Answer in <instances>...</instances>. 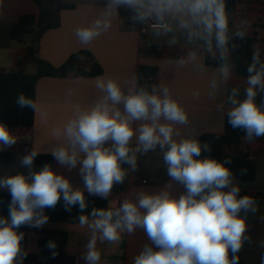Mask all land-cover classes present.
<instances>
[{
    "label": "crops",
    "instance_id": "crops-1",
    "mask_svg": "<svg viewBox=\"0 0 264 264\" xmlns=\"http://www.w3.org/2000/svg\"><path fill=\"white\" fill-rule=\"evenodd\" d=\"M77 4L76 8L63 10L60 13V26L48 30L38 44V56L55 68L66 65L70 57L79 52L87 54L79 57L75 68L90 71L94 65L101 69L96 76H84L73 70L64 76H44L36 85V108L34 122L29 127L9 132L15 140L12 145H0V151L10 152L13 160L10 163L0 162V179L23 174L31 183L30 172H39L45 165L58 175L68 179L72 189L87 192L83 175L80 172L85 154L79 146L71 143L65 134L69 121L75 120L84 112L101 103L107 93L97 87L98 78L105 82L114 80L124 96L142 91L141 86L148 74H154V84H147L149 95L161 99L167 95L184 110L185 123L168 121L163 116L159 124L173 128L172 140L179 143L183 140H197L206 134H223L228 113L247 99L249 77L238 75L234 67H213L206 64V55L215 49L205 45L208 34L202 24L192 21L187 12H168L163 14L165 29L150 30L142 36L135 29H128L125 18L119 13L114 0H65ZM149 0H140L135 6L146 8ZM38 15L39 8L34 0H0V72L18 70L19 59L26 54V44L11 38L13 24L22 16ZM153 14H155L153 12ZM228 26L233 31L236 13L225 11ZM97 20L110 24L106 30L89 42H82L76 34L78 28H90ZM187 23V27L183 26ZM215 35V31L213 33ZM255 49L264 56V42H256ZM155 49L156 53L152 52ZM264 61V60H263ZM26 66L28 73L31 68ZM37 68L34 73L36 74ZM264 79V78H262ZM167 89V93H165ZM254 103L264 111V89L256 86ZM235 100L237 103L233 104ZM111 105V101H108ZM121 115H125L121 101L115 105ZM151 120H132L133 137L129 140L134 154L142 144L139 142V129ZM66 148L70 153L76 152L78 162L74 168L61 165L53 157L57 148ZM104 148L114 149V142L105 141ZM142 148V147H141ZM33 151L35 158L46 163L34 167L25 166L22 160ZM142 151V149H141ZM229 154L245 152L254 163L255 176L252 180H236L223 189L230 191L238 187L240 193L250 194L253 204L238 215L245 219L246 230L242 237V246L238 251L245 264H262L264 258V135L251 138L244 136L237 145L227 148ZM34 159V158H33ZM133 173L126 189L120 193L109 192L108 209L115 210L128 200L138 205L142 194L158 195L167 192L170 197L179 199L187 194V188L178 180L169 177L164 183H141ZM8 191L6 188H0ZM208 191V190H205ZM241 197L237 196V199ZM199 199V196L197 197ZM252 209H255L253 211ZM38 211V210H37ZM143 214L146 209H140ZM96 217L89 219V225ZM113 219H116L115 217ZM89 225L46 222L40 227H33L37 236L39 228L65 230L69 233L67 251L77 258L78 264H87L83 258L87 252V243L94 230ZM30 234V233H29ZM96 232V248L101 254L98 264H135V258L146 247L158 251L144 228L137 226L133 232L121 231L120 252L115 242L100 239ZM114 246V250H112ZM231 250V249H229ZM22 260H20V264Z\"/></svg>",
    "mask_w": 264,
    "mask_h": 264
},
{
    "label": "clouds",
    "instance_id": "clouds-1",
    "mask_svg": "<svg viewBox=\"0 0 264 264\" xmlns=\"http://www.w3.org/2000/svg\"><path fill=\"white\" fill-rule=\"evenodd\" d=\"M139 2L114 0V3L128 5ZM173 11H187L192 21L202 24L209 36L215 31L218 47L225 46L228 20L224 0H149L148 14L154 12L162 19L164 13ZM144 16L145 13L141 12L140 18ZM183 26L187 27V23ZM108 27L110 24L107 21L97 20L90 28H78L76 34L86 43L98 36L102 28L106 30ZM237 35L242 37L244 33ZM257 63L259 58L254 54L248 72L255 74L248 79L247 99L228 113L231 126L244 128L249 138L264 135V111L254 103L256 86L264 89V71L256 70ZM261 67L264 69V65ZM97 87L107 93L103 101L69 121L65 128V134L73 146L78 145L85 154L80 172L87 192L107 196L114 183L123 181L120 161L135 165V156L128 155V142L134 135L131 121L144 119L152 121L139 129L138 139L144 151L155 148L157 144L161 147L168 145V151L164 154L168 175L183 183L187 194L179 199L170 197L167 192L142 194L138 205L126 200L115 210L93 209L91 214L96 219L90 225L88 217L81 215L80 226L89 225L94 230L83 257L87 264H98L101 258L96 248V232L101 234V240L116 242L121 239V231L131 233L137 226L144 228L159 250L146 247L135 258V264H238L239 257L235 253L241 249L246 230L245 219L238 213L242 209L247 211L253 200L249 196L237 199L238 187L223 191L231 183L230 170L224 163L210 158L196 159L201 153L198 142L183 140L177 143L172 140L173 128L158 123L161 116L168 121L185 123L187 116L184 110L167 95L161 99L142 90L124 96L114 80L105 82L103 78H98ZM108 101L112 102L111 105ZM121 101L125 111L123 116L115 108ZM17 103L21 107L36 108L35 103L23 95L19 96ZM232 103L237 102L233 100ZM109 139L114 142V150L103 147ZM14 143L8 129L0 124V145ZM36 155L33 151L25 156L22 164L31 166ZM52 155L59 164L70 168H74L78 162L76 152L70 153L63 147L55 149ZM29 175L32 177L31 183L23 174L0 179V188H6L12 197L10 223L0 218V264H14L20 252L23 234H18L15 229L24 224L40 227L46 223L48 217L43 215V209L54 208L61 195L67 211L74 205H78L81 211L86 208L84 193L74 191L69 180L56 174L48 165ZM140 209H146V212L142 214ZM48 247L54 249L56 244L50 241ZM229 249L234 254L231 260ZM55 255L53 252V257Z\"/></svg>",
    "mask_w": 264,
    "mask_h": 264
},
{
    "label": "trees",
    "instance_id": "trees-1",
    "mask_svg": "<svg viewBox=\"0 0 264 264\" xmlns=\"http://www.w3.org/2000/svg\"><path fill=\"white\" fill-rule=\"evenodd\" d=\"M39 8L38 15L27 14L20 17L12 26L11 38L19 43L26 44V54L19 59L18 70L0 72V124H3L9 132L16 131L19 128L29 127L33 124L35 118V109L24 106L21 107L17 100L20 95L32 100L36 105V85L38 80L44 76H64L65 74L76 70V73L84 76H96L102 71L94 65L90 71H84L75 68L76 60L86 52H79L70 57L66 65L61 68H55L48 62L38 56V44L42 36L50 29L60 26V13L63 10L76 8L77 4L70 3L65 0H34ZM148 6L140 8L129 5H117L120 14L125 18L128 29L135 27L148 14ZM225 11L235 12L236 21L233 31L228 26L226 32V44L223 48L217 46L214 34L206 36L205 45L215 49L214 53L206 55V64L213 67H234L238 75L249 77L255 72L249 73L248 67L253 63V56L258 55L259 63L256 64L257 71H264V56L254 48L256 42H264V0H224ZM144 12L143 19L140 13ZM152 14V13H151ZM243 32L241 37L237 33ZM153 53L155 49H152ZM33 64L37 68L36 74L26 72V66ZM146 78L141 86L145 92L149 91L146 85ZM248 136L242 127L233 128L229 123V116L225 120V132L223 134H206L195 140L201 146L200 156L196 159H215L224 163V166L230 170V178L236 180H252L255 176L254 163L245 152L229 154L227 148L237 145L241 138ZM142 152H153L160 150L167 152L168 145L161 147L157 144L155 148ZM128 155L135 156L131 149ZM114 150V149H113ZM142 154V155H143ZM13 157L10 152L0 151V162L10 163ZM40 161L38 158L33 159L34 167L46 163L47 160ZM120 167L124 172L122 182L114 183L111 189L113 193H120L126 189L130 182L131 173L135 174L140 180L146 183H164L169 179L168 173L160 180L153 182L150 177L139 169H133L132 165L120 161ZM86 208L81 211L78 205L72 206L70 211L66 210V206L61 195L60 200L54 208L43 209V215L47 216V222H62L66 224H79V217L86 215L88 220L94 218L92 216L93 209H107L109 205V197L89 194L84 192ZM238 197L249 196L250 194L240 193ZM11 195L8 191L0 190V218L8 220L10 223V204ZM39 211V210H38ZM115 220V219H114ZM18 234H23L20 241V252L18 255L23 257V264H78L77 258L69 254L67 245L69 242V233L65 230H50L47 228H39L37 231L38 251L34 254L28 253L29 233L32 226L28 224L21 225L15 229ZM54 242L56 247L50 249L49 242ZM53 252L56 253L53 257ZM233 253L229 250V259L233 257ZM239 257L238 264H245L243 257L239 252L235 253Z\"/></svg>",
    "mask_w": 264,
    "mask_h": 264
},
{
    "label": "rangeland",
    "instance_id": "rangeland-1",
    "mask_svg": "<svg viewBox=\"0 0 264 264\" xmlns=\"http://www.w3.org/2000/svg\"><path fill=\"white\" fill-rule=\"evenodd\" d=\"M254 47L256 49H259L257 43L254 44ZM35 70L36 67L34 65H31V68L29 69L28 73H34ZM141 149V147L137 149L138 153L135 154V165H132L131 171L134 168L139 169L141 171H144L148 175V177L153 180V182L160 180L163 176L168 173V166L164 161V154L166 152L155 150L153 152H145V154H143L144 152H142ZM36 238L37 236L35 234V231L34 229H32L29 234V244L27 250L28 253L34 254L38 251ZM115 243L116 250H119L120 252V240L116 241ZM112 250H114V246H112ZM20 260H22L21 264H23V257L17 255L14 264H20Z\"/></svg>",
    "mask_w": 264,
    "mask_h": 264
},
{
    "label": "built area",
    "instance_id": "built-area-1",
    "mask_svg": "<svg viewBox=\"0 0 264 264\" xmlns=\"http://www.w3.org/2000/svg\"><path fill=\"white\" fill-rule=\"evenodd\" d=\"M167 26L166 21L164 19H160L156 14H149L143 20H141L135 27L142 36H145L150 30L153 29H165ZM147 84H154L156 81V76L154 74H148L146 77ZM141 183H146L145 180H142Z\"/></svg>",
    "mask_w": 264,
    "mask_h": 264
}]
</instances>
